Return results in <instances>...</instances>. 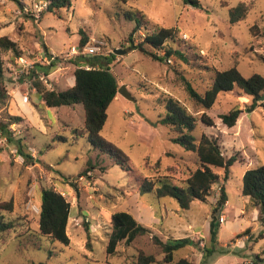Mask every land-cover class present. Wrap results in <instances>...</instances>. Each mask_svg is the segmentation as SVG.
Returning a JSON list of instances; mask_svg holds the SVG:
<instances>
[{"label":"rangeland","instance_id":"obj_1","mask_svg":"<svg viewBox=\"0 0 264 264\" xmlns=\"http://www.w3.org/2000/svg\"><path fill=\"white\" fill-rule=\"evenodd\" d=\"M198 1L199 6L193 7L183 0H71L69 8L54 14L45 11L44 0H0V35L18 42L24 54L39 51L41 55L45 44L57 55L55 69L59 70L50 71L55 88L64 90L71 85L76 67L72 60L83 64L82 60L90 56L66 55L69 48L78 46L83 32L86 43H104L100 52L105 55L114 49L125 51L115 54L109 67L119 87L124 85L133 99L118 93L107 107L100 135L128 157L121 164H113L109 154L99 152L89 140L80 103L46 106L26 79L22 82L17 78L19 67L13 66L10 54L3 55L8 97L5 104H0V121L7 120V113L22 116L23 120L12 123L9 130L14 140L23 138L24 149L33 161L25 163L13 141L0 134V201H13V212L5 217L15 222L5 242L0 241V264H138L141 255L152 256L154 262L150 264H168L153 235L163 241L183 237L194 240L195 246L187 245L174 255L175 259L186 257L193 264H243L264 248V227L252 219L247 198L240 192L243 173L264 165V100L258 99L257 106L248 112L251 98L234 89L219 93L212 107L204 109L188 98L181 82V76H185L203 93L215 69L231 66L243 76L259 73L264 77V0ZM239 2L248 8L246 18L230 23L228 8ZM139 16L141 25L129 40ZM253 24L257 25V35L251 33ZM159 26L176 28L169 44L180 50L185 60L171 55L158 61L140 49H129L130 42H141L146 33ZM143 46L147 52L161 56L166 50V45L160 49ZM25 94L27 103L21 100ZM167 95L197 117L191 132L195 140L203 133L215 136L224 155L236 158L227 180H223L222 168L212 167L220 174V181L213 185L206 202L194 200L188 209H181L173 198H158L138 190L144 177L168 175L178 183L197 166L196 153L175 143L174 132L158 123L165 114L162 102ZM234 107L241 113L228 127L220 114ZM202 112L212 119V125L202 123ZM221 185L227 204L220 210L224 220L213 241L209 221ZM42 187L60 192L70 204L66 227L69 245L52 241L39 231ZM116 211L131 213L150 232L128 244L119 242L115 252L107 254L110 216ZM240 214L250 222V229L246 241L236 246L229 241L238 237L228 228L242 227L239 224L245 220L235 219ZM84 223L88 224V233ZM206 248L211 250L209 255Z\"/></svg>","mask_w":264,"mask_h":264},{"label":"trees","instance_id":"obj_2","mask_svg":"<svg viewBox=\"0 0 264 264\" xmlns=\"http://www.w3.org/2000/svg\"><path fill=\"white\" fill-rule=\"evenodd\" d=\"M44 1L47 2L45 11L54 14L71 6V0ZM183 2L193 7L199 6L198 0H183ZM247 10L248 8L244 2H239L236 6L229 7L230 23H235L246 18ZM139 18L128 36L129 40H131L132 32L136 31L141 25L142 17L139 16ZM250 30L252 35H257L256 31L258 28L256 24H253ZM175 34L176 28L159 26L155 31L146 33L141 42L137 44L130 42L129 49H140L158 61L167 60L171 55L185 60V55L180 50L172 48L169 44V41L176 36ZM87 39V36L81 32L78 46L82 47ZM144 44L154 49H160L166 45V50L163 56H161L156 53L147 52L143 46ZM42 50L44 56L48 58L51 56V52L45 44H42ZM6 53L10 54L9 59L15 67L20 66L19 58L22 56L34 62L33 66L24 72L19 79H22V82L26 79L29 86L35 88L34 92L39 94L46 106L59 107L80 103L84 110L85 130L91 143L99 149V152H107L113 164H121L123 160H128V157L117 146L100 135V131L107 118V107L118 94V80L109 67V61L115 57V54L109 53V55H105L103 52H99L88 56L82 60V63L88 64L89 68L83 67L80 64L81 62L76 60V58L72 60L76 67L72 71L71 85L62 90L53 86L51 77L48 78L51 87H48L46 83L38 78V74L47 76L50 71L55 69L59 61L58 57H54L49 63L37 62L39 51L36 53L37 55L24 54V49L18 42L12 40L7 35H0V104H5L8 97L3 74V55ZM181 82L188 98L204 109L212 107L219 93L237 89L243 95L251 98V103L246 107V110L250 112L257 106L258 98L264 93V77L262 75L252 73L250 76H243L235 66L223 70L215 69L212 82L203 93L198 92L185 76H181ZM162 103L164 104L165 114L158 120V123L168 126L174 132L172 140L175 143L185 150L196 153L197 166L178 183H174L168 175L144 177L138 184V190L141 193H154L158 198H173L181 209H188L194 200L206 202L212 193L213 185L220 181V174L213 171L212 167L222 168L223 180H227L229 169L236 158L234 155L229 157L224 155L220 143L215 136L203 133L198 140H195L191 132L195 128L197 117L178 99L167 95ZM240 113L241 109L234 107L220 114V119L224 125L231 127L239 118ZM6 118L7 120L0 121V134L8 141H13L16 146V152L22 156L25 163L32 162V156L24 149L25 143L23 142V138L14 140L11 138L9 130V126L12 123H19L23 120L22 116L7 113ZM199 118L205 125H212V119L205 112H202ZM240 192L241 195L248 197L247 203L250 206V210L257 208L258 220L264 223V165L247 169L243 173ZM39 194V231L52 241L69 245L70 238L66 231L70 212L69 202L60 192L51 187H42ZM226 201V190L221 185L209 221V234L213 241L217 238V231L220 225L219 213ZM12 212L13 201L11 199L0 201V241L5 242L6 235L11 233L15 228V222L5 217V214ZM110 224L111 232L106 244L107 254H113L119 242L124 241L128 244L136 237L150 232L149 228L141 224L127 211L112 213ZM84 228L88 233L87 223H84ZM248 232L249 229H245L235 237H240L242 234H247ZM152 238L154 243L161 247L165 255V263L193 264L186 257L174 258L177 250L187 245H196L191 238H169L164 241L156 235H153ZM86 245L89 246V243ZM206 252L209 255L211 250L206 248ZM262 254H264L263 249L255 253L254 258L260 259ZM152 262H154L152 256H139L138 264H150Z\"/></svg>","mask_w":264,"mask_h":264},{"label":"built area","instance_id":"obj_3","mask_svg":"<svg viewBox=\"0 0 264 264\" xmlns=\"http://www.w3.org/2000/svg\"><path fill=\"white\" fill-rule=\"evenodd\" d=\"M104 43L99 40H92V42H87L85 43L82 47H75V48H69L67 50L66 55L70 57H76V56H81V55H93L96 53H99L101 51V48H103ZM54 57H57L56 54L51 53V56L48 58L44 56L43 54L39 55L37 58V62H42V63H49L50 60L54 59ZM20 66L19 69L17 70V78H20V76L26 72L28 69H30L33 66V63L31 60L27 59L26 57H20L19 58ZM83 67L89 68L90 66L88 64H82ZM59 70V67L57 69ZM53 72V71H52ZM54 73V72H53ZM52 73H49L47 76L38 74V78L42 80L48 87H51V84L48 82V78L50 77ZM28 82V81H27ZM34 91L35 88H32ZM22 102L27 103L28 102V96L27 94L21 96ZM224 220L223 216L220 218V222ZM264 251V248H263ZM264 254L260 256V259H255L254 257L251 259L244 260L243 264H264Z\"/></svg>","mask_w":264,"mask_h":264},{"label":"crops","instance_id":"obj_4","mask_svg":"<svg viewBox=\"0 0 264 264\" xmlns=\"http://www.w3.org/2000/svg\"><path fill=\"white\" fill-rule=\"evenodd\" d=\"M49 49V51L50 52H52L51 50H50V48H48ZM13 114V113H12ZM16 114H18V113H16ZM244 197H246V196H244ZM247 198V201H248V197H246ZM226 204H227V201H226ZM240 210V209H239ZM250 212L252 213V219H256V220H258V210H257V208H253V209H251L250 210ZM225 219H226V217H225ZM235 219H237V221L238 220H245V221H242V223H240L239 225H241L242 227H240V228H235V227H233V225L231 226V225H229L230 226V228H228V230H230V232L234 235V236H236L237 234H239V233H241L242 231H244L245 229H250V222L248 221V220H246V219H244V217L240 214L239 215V217H237V218H235ZM225 223H226V220L224 221ZM261 223V222H260ZM261 226L262 227H264V223H261ZM255 229V228H254ZM250 233L252 234V230H250ZM260 235H262V234H260ZM249 235H246V234H242L240 237H238L236 240L237 241H232V240H230L229 241V243H232V244H234V245H236V246H241L242 244H243V242L244 241H246L245 239H247V237H248ZM243 239H242V238ZM233 246V245H232Z\"/></svg>","mask_w":264,"mask_h":264},{"label":"water","instance_id":"obj_5","mask_svg":"<svg viewBox=\"0 0 264 264\" xmlns=\"http://www.w3.org/2000/svg\"><path fill=\"white\" fill-rule=\"evenodd\" d=\"M125 51L122 50V49H114L113 50V53L114 54H122L124 53ZM117 93H119L121 96L125 97L126 99L128 100H133L130 93L126 90L125 86L122 85L120 87H118L117 89ZM260 101L261 100H264V93L258 98Z\"/></svg>","mask_w":264,"mask_h":264}]
</instances>
